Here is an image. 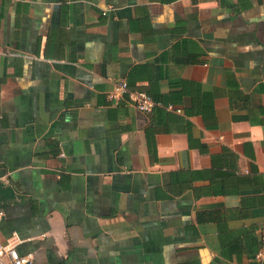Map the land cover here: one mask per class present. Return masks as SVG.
Here are the masks:
<instances>
[{
    "label": "crops",
    "instance_id": "1",
    "mask_svg": "<svg viewBox=\"0 0 264 264\" xmlns=\"http://www.w3.org/2000/svg\"><path fill=\"white\" fill-rule=\"evenodd\" d=\"M0 213L28 264H264V0H0Z\"/></svg>",
    "mask_w": 264,
    "mask_h": 264
},
{
    "label": "built area",
    "instance_id": "2",
    "mask_svg": "<svg viewBox=\"0 0 264 264\" xmlns=\"http://www.w3.org/2000/svg\"><path fill=\"white\" fill-rule=\"evenodd\" d=\"M105 14V12H104ZM125 97L131 104L136 106L139 110L150 112L154 107L161 105V102L155 100L145 91L133 90L129 88L126 81H121L116 84L115 89L109 92L110 99H118ZM171 107V106H170ZM2 213H0V220ZM259 256L264 255V228L261 233V248L258 253ZM32 259V255H22L18 251L16 245L11 243H4L0 240V264H28ZM62 264H69L63 262Z\"/></svg>",
    "mask_w": 264,
    "mask_h": 264
}]
</instances>
